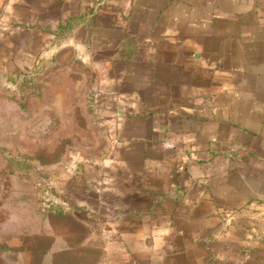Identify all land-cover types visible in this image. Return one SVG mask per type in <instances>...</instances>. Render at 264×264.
I'll use <instances>...</instances> for the list:
<instances>
[{"label": "crops", "instance_id": "0c3cea01", "mask_svg": "<svg viewBox=\"0 0 264 264\" xmlns=\"http://www.w3.org/2000/svg\"><path fill=\"white\" fill-rule=\"evenodd\" d=\"M0 2L3 46L55 37L94 80L112 148L79 204L116 246L136 264H264V0Z\"/></svg>", "mask_w": 264, "mask_h": 264}, {"label": "rangeland", "instance_id": "374dc122", "mask_svg": "<svg viewBox=\"0 0 264 264\" xmlns=\"http://www.w3.org/2000/svg\"><path fill=\"white\" fill-rule=\"evenodd\" d=\"M55 39L33 55L0 43V264H136L79 204L86 163L111 153L110 118Z\"/></svg>", "mask_w": 264, "mask_h": 264}, {"label": "built area", "instance_id": "2783aa9c", "mask_svg": "<svg viewBox=\"0 0 264 264\" xmlns=\"http://www.w3.org/2000/svg\"><path fill=\"white\" fill-rule=\"evenodd\" d=\"M165 145L166 146H171V147H173L174 145L172 144V143H170V142H168V143H165Z\"/></svg>", "mask_w": 264, "mask_h": 264}]
</instances>
